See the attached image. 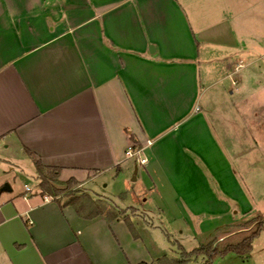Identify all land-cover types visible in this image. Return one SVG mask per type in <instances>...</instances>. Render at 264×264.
Segmentation results:
<instances>
[{"label":"crops","instance_id":"0c3cea01","mask_svg":"<svg viewBox=\"0 0 264 264\" xmlns=\"http://www.w3.org/2000/svg\"><path fill=\"white\" fill-rule=\"evenodd\" d=\"M239 68L264 81V0H0V264L174 259L153 247L147 232L158 226L142 215L129 216L135 237L124 217H83L40 183L2 189L18 161L34 163L31 152L87 191L102 174L128 171L137 142L148 161L136 180L150 193L143 210L127 207L192 234L207 230L202 214L218 220L214 229L233 224L236 207L248 214L238 147L227 153L210 119L224 113L248 128Z\"/></svg>","mask_w":264,"mask_h":264},{"label":"rangeland","instance_id":"374dc122","mask_svg":"<svg viewBox=\"0 0 264 264\" xmlns=\"http://www.w3.org/2000/svg\"><path fill=\"white\" fill-rule=\"evenodd\" d=\"M243 72L246 73V76L249 74L248 76L249 78L252 77V80L243 83L242 78L246 79L242 75L244 74ZM235 76V80L237 79L240 81L241 78L240 85H244L242 89L246 91L245 98L247 102L251 104L249 112L253 111L256 113L255 111L258 110V108H262V112L259 116L255 115L253 112L249 113L247 116V121L249 123L248 128H245L246 126H240L236 118L225 115L224 113L217 118L212 117L210 119L213 125H215V129L217 128V131L219 130V138L226 149L225 151L230 153V146L236 145V147H238L236 153H240L241 155L240 162L242 170L240 166L238 168L235 164V169L237 170L234 172L245 194V196L239 194V198L243 201V205L249 209L247 212L248 214L242 217L240 212L238 214L235 212L236 209L241 210V208L236 207L230 215L237 220L226 228L223 227L221 229H214V226L218 224V220L213 222L209 220V215L212 214H202L205 215L206 219L203 228L207 230L197 229L196 234H192L188 231L180 233V229L183 227L169 224L170 222L166 220L168 216L165 214L149 213L151 220L147 218L148 216L145 212L135 208L136 213L142 215L147 223L153 221L158 226L148 229L149 231L147 232V238L155 240L156 242L153 244V247H163L169 257H174L172 260H169L168 257L162 258L158 260L156 264H177L174 260L181 257L182 250L179 247L180 244L187 252H192L195 248L203 244L207 245L213 243L216 245L219 243L221 245L224 242H240L257 229V224L260 220H263V224L259 233L254 236L252 240V249L250 252L244 254L229 252L223 256L217 255L208 262H206L208 257L205 254L192 255L184 264H264V81L258 78L261 76L256 74L254 70L246 71L244 68H239ZM225 84L226 83L223 82L222 85L215 87V90L219 89V92L216 93L220 96L221 92L223 94V86ZM219 103L221 104V108L226 109L229 108L231 102L226 100L225 97H222ZM246 129H248V131H246ZM127 158L128 161L126 164H129L130 167L128 171L124 174L120 171L102 174L95 181H91L86 185L87 191L83 187H78V189L83 190L80 194L89 193L94 199L100 198L105 200L103 203L106 204L108 211L113 210L114 207L112 206L114 205H119L118 207L121 206L122 208L124 207L128 217L132 215L130 214V208L133 207L127 206H134L143 210L140 203L143 202L142 200L145 196L149 195V187H147V190H144L145 193H143L142 196L138 186L139 183L137 180H134V177L137 176V171L141 172L143 166L140 165L136 157L128 156ZM7 178L9 182H5L1 188L6 186V184H11L13 195H18L20 192L24 191V184L34 185L35 189L32 191H35L38 190L37 185L40 183V178L35 171V164L31 160L18 161V167H16L14 173L8 175ZM68 199L69 197L67 196H60L57 198V200H62V202H66ZM204 205L205 209H208V205H210L208 198L204 202ZM170 232L173 233V235H171ZM149 253L150 252H146V254L143 255L145 260L141 262H146L147 264L150 262L149 264H153V260H146V258L150 259Z\"/></svg>","mask_w":264,"mask_h":264},{"label":"trees","instance_id":"16d2710c","mask_svg":"<svg viewBox=\"0 0 264 264\" xmlns=\"http://www.w3.org/2000/svg\"><path fill=\"white\" fill-rule=\"evenodd\" d=\"M136 146H139L137 142H134ZM33 157L35 167L40 178L39 188L43 195H49L53 197L59 203L62 200H57L58 197L67 196L69 199L64 202V205L75 206L77 212L86 218H92L97 215L105 213L110 218H116L122 216L127 221L133 235L138 237V234L127 216L125 208L118 207L114 205L113 210H107L106 204L103 203V199H94L89 193L80 194L83 190L78 189L80 181L75 178H70L68 180H61L59 178V173L61 168L58 166L46 165L43 163L41 157L35 152H31ZM101 201V202H100ZM132 215H138L135 208H130ZM263 224V220H260L257 224V229L252 232L249 236L241 240L240 242H224L221 245L218 243L214 245L209 243L207 245L203 244L200 247L195 248L192 252H187L185 248L180 244L182 250L181 257L175 259L177 264H184L185 261L192 255H207L208 259L206 262L211 261L217 255H226L229 252H235L238 254L248 253L252 249V240L256 236ZM221 246V248H220ZM166 258V257H164ZM161 260V259H160ZM138 264H147L146 262H140Z\"/></svg>","mask_w":264,"mask_h":264},{"label":"built area","instance_id":"2783aa9c","mask_svg":"<svg viewBox=\"0 0 264 264\" xmlns=\"http://www.w3.org/2000/svg\"><path fill=\"white\" fill-rule=\"evenodd\" d=\"M126 155L129 157H136L139 160L140 165H144L148 161V158L144 156V148L142 146H136L134 143H132L128 147L126 151ZM33 189H34L33 185L25 184V191L27 193L31 192Z\"/></svg>","mask_w":264,"mask_h":264},{"label":"water","instance_id":"95a60500","mask_svg":"<svg viewBox=\"0 0 264 264\" xmlns=\"http://www.w3.org/2000/svg\"><path fill=\"white\" fill-rule=\"evenodd\" d=\"M137 179V176L134 177V180ZM2 189H11V186L9 184H6Z\"/></svg>","mask_w":264,"mask_h":264}]
</instances>
